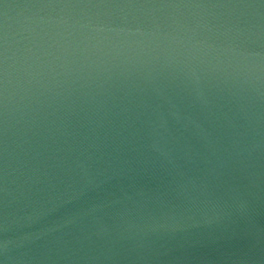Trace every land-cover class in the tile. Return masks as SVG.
Listing matches in <instances>:
<instances>
[{"label":"water","instance_id":"95a60500","mask_svg":"<svg viewBox=\"0 0 264 264\" xmlns=\"http://www.w3.org/2000/svg\"><path fill=\"white\" fill-rule=\"evenodd\" d=\"M0 264H264V0H0Z\"/></svg>","mask_w":264,"mask_h":264}]
</instances>
